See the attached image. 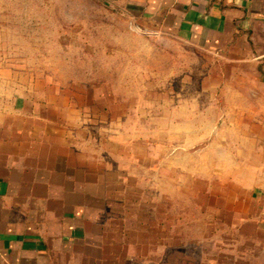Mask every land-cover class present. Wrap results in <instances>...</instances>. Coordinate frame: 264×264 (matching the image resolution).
<instances>
[{"label":"rangeland","instance_id":"374dc122","mask_svg":"<svg viewBox=\"0 0 264 264\" xmlns=\"http://www.w3.org/2000/svg\"><path fill=\"white\" fill-rule=\"evenodd\" d=\"M123 10L0 0V102L35 100L87 162L110 199L90 226L97 256L115 244L127 264H264L259 73L142 32Z\"/></svg>","mask_w":264,"mask_h":264},{"label":"crops","instance_id":"0c3cea01","mask_svg":"<svg viewBox=\"0 0 264 264\" xmlns=\"http://www.w3.org/2000/svg\"><path fill=\"white\" fill-rule=\"evenodd\" d=\"M107 1L121 6L142 32L221 54L225 67L256 70L264 134V0ZM38 107L23 97L0 102V264H127L115 244L112 259L97 256L103 244L90 226L101 225L99 214L110 199L104 202L105 192L96 190L87 162L56 141Z\"/></svg>","mask_w":264,"mask_h":264},{"label":"trees","instance_id":"16d2710c","mask_svg":"<svg viewBox=\"0 0 264 264\" xmlns=\"http://www.w3.org/2000/svg\"><path fill=\"white\" fill-rule=\"evenodd\" d=\"M133 245H135V244H133Z\"/></svg>","mask_w":264,"mask_h":264}]
</instances>
